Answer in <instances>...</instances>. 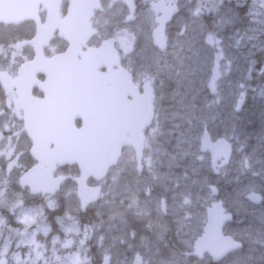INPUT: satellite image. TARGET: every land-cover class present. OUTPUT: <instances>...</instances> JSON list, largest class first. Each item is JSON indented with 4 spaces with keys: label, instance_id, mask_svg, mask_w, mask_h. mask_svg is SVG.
I'll list each match as a JSON object with an SVG mask.
<instances>
[{
    "label": "rangeland",
    "instance_id": "1",
    "mask_svg": "<svg viewBox=\"0 0 264 264\" xmlns=\"http://www.w3.org/2000/svg\"><path fill=\"white\" fill-rule=\"evenodd\" d=\"M151 1L136 0L138 11L130 13L120 1L103 0L102 9L93 18L99 32L92 41V45H98L101 39L114 36L117 48L135 45L128 68L138 84L147 79L155 83L156 118L146 132L143 159L146 179L144 185L137 186L138 193H142L138 212L142 222L134 228L129 219L125 227L114 211V219L104 225L71 224L65 227L73 234L65 248L63 241L50 234L48 222L39 221L44 207L31 202L21 209L23 226H9L7 238L0 237V264H93L89 255L92 250L108 251L114 264H133L136 259L139 264H172L169 258L182 251L184 244L192 246V241L183 239L184 244L175 248L157 236L169 227L150 216L146 202L150 178L172 192L174 198L173 205L165 203V211L158 202L156 215L168 214L172 221H179L183 235L197 236L207 220L208 209L218 199L235 214L239 226L234 232L238 234L249 231V222L264 220L263 207L247 199L252 189L264 192V0H174L180 12L168 27L165 56L152 39L156 14ZM237 6L246 8L248 23L243 21L231 48L222 45L211 27L241 20ZM40 15L44 18V9ZM33 26L32 22L0 24V69L16 74L28 53L17 50L11 38L20 29L31 31ZM65 46L62 39L55 38L46 54L63 51ZM206 130L213 139L225 138L233 146L231 159L221 158L215 171L210 154L200 148ZM30 146L22 118L11 99L0 92V206H9L17 198L16 190L10 192L12 168L21 169L22 161L29 162V166L35 162L28 152ZM177 163L186 174L179 172ZM123 170L136 171L130 149L125 151ZM58 173L65 178L61 197L73 199L74 204L73 167L64 166ZM164 178L168 183L162 184ZM180 183L189 191L179 192ZM43 203L49 209L58 206L55 198L46 197ZM234 264H249V244L235 255Z\"/></svg>",
    "mask_w": 264,
    "mask_h": 264
},
{
    "label": "water",
    "instance_id": "2",
    "mask_svg": "<svg viewBox=\"0 0 264 264\" xmlns=\"http://www.w3.org/2000/svg\"><path fill=\"white\" fill-rule=\"evenodd\" d=\"M122 1L134 12V0ZM61 3L62 0H0V22H36V34L29 41L35 50L34 58L20 66L15 79L0 70V81L6 93L17 87L19 98L15 102L18 109H25L24 126L32 140L30 154L36 164L22 175L21 185L29 186L32 194L54 193L63 180L54 176L57 167L75 164L79 170L74 177L77 194L85 207L99 198L101 190L87 181L105 177L123 147L131 145L137 163H141L145 129L154 118V90L147 80L142 86L143 93H137L132 74L120 64L114 38L102 40L97 47H87L86 42L97 33L90 20L94 10L101 8V0H69L63 17ZM40 5L47 10L43 23ZM151 5L159 14L153 38L163 48L165 25L177 12V6H167L162 0ZM56 30L68 46L64 52L47 57L44 47ZM114 66L117 69L111 75L101 70ZM37 74L45 76L43 82L37 79ZM33 86H38L45 96L34 97ZM201 149L210 152L214 168L220 156L227 160L232 153L226 139L213 141L207 131L202 136ZM260 198L257 193L248 195L256 204ZM232 219L222 201L215 203L208 211L204 232L196 241V252H208L217 261L218 257L242 247L240 241L223 233L224 225ZM103 264H108V258Z\"/></svg>",
    "mask_w": 264,
    "mask_h": 264
},
{
    "label": "flooded vegetation",
    "instance_id": "3",
    "mask_svg": "<svg viewBox=\"0 0 264 264\" xmlns=\"http://www.w3.org/2000/svg\"><path fill=\"white\" fill-rule=\"evenodd\" d=\"M30 23V22H29ZM22 25L25 22L11 24L7 26L14 25ZM19 30V33H16L12 36L11 42L17 44L18 41H27L30 40L35 33V29L33 28L31 31ZM93 41V40H92ZM92 41H90L92 44ZM126 48V47H125ZM125 48H117L123 65L128 66L129 62L132 61V55L135 52V49H129L128 53H125ZM17 49V48H16ZM25 50L28 53V58L31 59L34 55V49L31 44H25L17 50ZM168 50V46L162 52L164 56L166 55V51ZM115 68H110L105 71L108 72V75L112 74ZM38 78L40 80H44L43 75H39ZM141 85V84H140ZM140 87V86H139ZM140 91V89H139ZM0 92L3 95H6L0 85ZM141 92V91H140ZM33 94L36 96H44V93L37 87L33 88ZM11 99L12 104L14 105V98L16 97L15 90L12 93L6 95ZM130 149V148H126ZM125 149V150H126ZM29 151V150H28ZM123 159L124 154L121 159L112 167H110L107 176L102 179L99 184L102 188L101 197L97 202L89 203L84 208L81 206L79 199L77 198V194L75 192L76 200L75 203L72 204L73 199L67 200L61 196L59 193H55L53 195H39L32 196L31 198L28 196L30 190L26 186L21 185L20 177L28 169L30 166L29 162L25 164L24 161L19 163L21 169L14 167L12 168V178L13 182L11 185V193L15 190L17 192V198L15 202H12L9 206L3 205L0 206V237L1 239H6L10 230L9 226H23V223L20 219L21 209L29 207V204L37 203L44 207L43 214L40 215L39 221L46 220L50 227V234H55L59 241H63V246L65 248L70 245V241L72 238V233L67 232L65 227H68L71 224H79L81 226L89 227L92 224H107V220L114 219V215L112 214L114 211L118 213V217L121 221V224L126 227L128 220L132 219L131 224L134 228H137V224L141 223V219L139 218L138 212L140 210L141 204V194L138 193L137 186H142L145 184L146 179V171H144V164H141L140 168L136 171L130 172L128 170H123ZM177 169L181 174H186L182 169V166L177 163ZM74 172H78L76 166L73 167ZM199 173V172H198ZM166 174V173H164ZM183 176V175H182ZM183 177L181 178L182 182ZM94 184V182H90ZM168 183V178H164L162 180V184ZM148 200L146 201L150 205V216L152 220L160 221L165 223L169 229L165 234L157 236L162 238L163 241L170 242L173 247L178 248L179 245L182 246L183 239H191L192 246L184 244L183 250L178 254L171 256L169 259L172 264H234L235 255L239 252H243L246 250L249 244V264H264V220H254L251 223L249 222V231L245 230L241 234L234 232V228L239 226L236 222H231L224 227V232L226 234L233 235L236 239L243 242V247L239 251L232 252L228 254L226 257L221 259L220 261H214L213 258L208 253L197 254L195 252V241L202 234L204 227L206 225V221H204L200 232L197 236L190 237L191 235H183L179 232L180 222L172 221L168 214L165 216L158 217L155 213L156 204L159 202L160 209L165 211V203L173 205L174 198H172L173 193L166 191L163 187H160L158 183L152 178L148 180ZM10 189V188H8ZM179 192L188 191L184 184L180 183ZM109 190V191H108ZM108 191V193H106ZM255 190H250V192ZM27 192V196L25 193ZM177 192V190H176ZM261 194V201L257 207H263L264 210V192H259ZM46 197L57 199L58 206L55 209H49L44 205V200ZM144 197V199H147ZM11 202V200H10ZM202 209L206 210L205 205L201 206ZM54 214H52V213ZM52 215V216H51ZM138 216V218H137ZM172 218H175L173 215H170ZM108 233V231H104ZM249 233V234H248ZM54 235V236H55ZM96 245H92L94 248ZM59 253L65 254L66 251L58 250ZM92 258L93 264H103L105 258H109V264H114V258L111 257L108 251L104 250H92L89 253ZM123 264H131L127 261H124ZM139 264V260L136 259V263Z\"/></svg>",
    "mask_w": 264,
    "mask_h": 264
},
{
    "label": "trees",
    "instance_id": "4",
    "mask_svg": "<svg viewBox=\"0 0 264 264\" xmlns=\"http://www.w3.org/2000/svg\"><path fill=\"white\" fill-rule=\"evenodd\" d=\"M237 9H238V13L241 17V20H239L238 22L227 23L226 25L220 27L218 29V33H217V36H219L221 38L222 45H226V44L228 46L231 45V48H233V43L235 41V36L237 35V31L240 29L241 26L244 25V23H248V20L245 18V15L247 13L246 8L237 6ZM243 21H244V23H243ZM233 51L236 53L235 50H233ZM259 56H260V54L258 53L256 58H258ZM248 65L250 66L251 63L247 62V66ZM246 99H249V96Z\"/></svg>",
    "mask_w": 264,
    "mask_h": 264
},
{
    "label": "bare ground",
    "instance_id": "5",
    "mask_svg": "<svg viewBox=\"0 0 264 264\" xmlns=\"http://www.w3.org/2000/svg\"><path fill=\"white\" fill-rule=\"evenodd\" d=\"M189 175V174H188ZM195 175V174H194ZM199 187V186H198ZM187 189H188V187H187ZM191 189V188H190ZM193 189V188H192ZM199 190V189H198ZM189 191V190H188ZM196 191V190H195ZM200 191V190H199ZM198 192V191H197ZM199 193V192H198ZM175 216V215H174Z\"/></svg>",
    "mask_w": 264,
    "mask_h": 264
},
{
    "label": "clouds",
    "instance_id": "6",
    "mask_svg": "<svg viewBox=\"0 0 264 264\" xmlns=\"http://www.w3.org/2000/svg\"><path fill=\"white\" fill-rule=\"evenodd\" d=\"M218 259H222V257H218Z\"/></svg>",
    "mask_w": 264,
    "mask_h": 264
}]
</instances>
